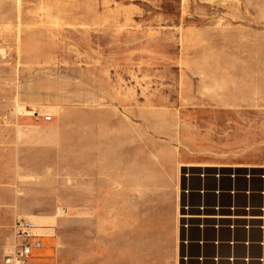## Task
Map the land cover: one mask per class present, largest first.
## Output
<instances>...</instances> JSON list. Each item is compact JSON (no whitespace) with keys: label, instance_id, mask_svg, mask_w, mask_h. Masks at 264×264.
Here are the masks:
<instances>
[{"label":"rangeland","instance_id":"1","mask_svg":"<svg viewBox=\"0 0 264 264\" xmlns=\"http://www.w3.org/2000/svg\"><path fill=\"white\" fill-rule=\"evenodd\" d=\"M263 177L264 0H0V227L36 264H264L183 218L262 212Z\"/></svg>","mask_w":264,"mask_h":264},{"label":"built area","instance_id":"2","mask_svg":"<svg viewBox=\"0 0 264 264\" xmlns=\"http://www.w3.org/2000/svg\"><path fill=\"white\" fill-rule=\"evenodd\" d=\"M209 174L210 172L206 175L210 176ZM255 176L256 174L251 172L245 174L244 172H226L225 170H220L218 171L217 175H215V177L220 179V181L227 177L233 182H236L242 178L251 181L253 178H255ZM220 183H222V181ZM234 193V191H230V194ZM246 193L250 194V191L248 190ZM37 231L38 228L31 221L24 218L17 219L13 227V244L7 255L4 257L2 264H27L34 248H41V245H36L33 243V240H36L38 237L36 233Z\"/></svg>","mask_w":264,"mask_h":264},{"label":"bare ground","instance_id":"3","mask_svg":"<svg viewBox=\"0 0 264 264\" xmlns=\"http://www.w3.org/2000/svg\"><path fill=\"white\" fill-rule=\"evenodd\" d=\"M224 169V168H222ZM226 169V168H225ZM228 172H241L240 170H227ZM196 172V171H195ZM203 172L205 174L209 173V170H203ZM245 174L250 173V172H244ZM183 218L187 221V222H197L201 223L200 220L204 221V223H212V224H216L217 226L221 227V228H228L229 225H231V227H229V229H240V228H244L245 229H250V230H254L256 228H259L262 230L263 234H264V210L260 213H255L253 210L247 212L246 214L243 213H239V212H231V213H223V212H217L215 214L213 213H199V214H194V213H186V215L183 216ZM203 224V223H201ZM205 225V224H204ZM211 224H208V226H210ZM207 226V225H206ZM248 232V231H247ZM239 247V246H238ZM233 250V248H232ZM247 252V256H248V252L250 250V248H246L245 249ZM264 249H262L263 251ZM264 257V256H263ZM249 258V257H247ZM239 260H236L235 262H238ZM218 262H225V259L219 258Z\"/></svg>","mask_w":264,"mask_h":264},{"label":"crops","instance_id":"4","mask_svg":"<svg viewBox=\"0 0 264 264\" xmlns=\"http://www.w3.org/2000/svg\"><path fill=\"white\" fill-rule=\"evenodd\" d=\"M211 167H213V168H229V167H233V166L230 165V164L221 163L219 165L218 164H214V166H211ZM4 178H5L4 175H1V179L3 180ZM255 181H258L260 184H262V181H260V180H255ZM240 182L244 183L245 179H243V178L240 179ZM223 184L224 185H228L229 184L231 186V181H229L228 179H225L223 181ZM225 198L227 199L226 196H225ZM9 199L10 198H9L8 192L5 191V190H2L0 192V205L3 204V203H9ZM2 218H3V215H2V211L0 210V225H1V223H3ZM8 241H9V239H8L7 233H5L4 229L2 227H0V264L3 263L4 257L7 255V253L9 252V250H10L12 244H13V239L11 240V243L10 242L8 243ZM53 241H54V243L56 245L52 249V253H54L53 254L54 255L53 258L55 259V262L56 263H61V262H65V261H71V259L68 258V256H69L68 255V251L73 249L72 245L70 243L67 244V243H63L62 242L61 244L66 246V247L65 248H60L59 247L60 246V241H58L56 239L55 240L53 239ZM4 249H5V253H4V256H2ZM40 250H42V245H41V249ZM40 250L36 251V248H34V251L32 252V256L30 257V259L28 261L29 264H36V253L39 254L38 251H40ZM79 264H81V262Z\"/></svg>","mask_w":264,"mask_h":264}]
</instances>
